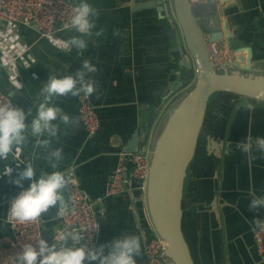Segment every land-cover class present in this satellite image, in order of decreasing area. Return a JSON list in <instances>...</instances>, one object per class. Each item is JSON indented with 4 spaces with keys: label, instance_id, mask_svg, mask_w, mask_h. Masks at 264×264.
<instances>
[{
    "label": "crops",
    "instance_id": "0c3cea01",
    "mask_svg": "<svg viewBox=\"0 0 264 264\" xmlns=\"http://www.w3.org/2000/svg\"><path fill=\"white\" fill-rule=\"evenodd\" d=\"M159 1L88 0L97 15L93 34L84 37L86 48L65 46L73 35H79L74 30L60 32L55 40H50L40 38L32 28L21 27L19 36L29 48V57L17 60L9 71L5 68L8 61L4 62L0 55V91L16 107L24 109L29 124L25 142L15 146L7 158L0 159V236L10 234L5 222L8 198L27 186V181L17 186L12 179L28 161L32 162L36 176L53 171L49 153L60 148L62 159L56 161V169L63 171L69 182H78L91 200L103 202L96 246L113 237L138 234L142 247L137 264H146L149 229L145 223L149 224V219L145 192L125 172L123 191L115 196L105 195L118 150L125 149L136 132L139 146L147 152L151 150L168 109L183 91L164 100L177 84L180 58L175 34L167 20L159 18L157 6L142 8ZM219 6L225 39L214 48L225 52L227 62L233 56L232 49L250 48L254 73L264 76V0H219ZM97 30L99 36L95 35ZM84 60L96 65V71L88 74L95 86L88 97L98 115L99 130L92 138L86 136L77 111L80 94L57 96L51 103L67 113L72 123L54 121L57 135L42 137L50 140L46 147L36 146L30 122L42 99L43 83L52 74L75 76ZM184 74L182 69V83ZM247 104L252 108L245 107ZM153 112L155 118L148 129ZM146 133V142L142 144ZM257 136L264 137V105L225 93L210 97L186 170L181 202V230L195 264H217L219 250L224 264H264L252 235L259 224L258 207H249L254 196H264V152L254 146L251 153H244L238 147L240 142ZM6 168H11V173L4 174ZM62 193L67 203L68 184ZM57 212V207H50L40 216L42 238L49 244L54 243L52 239L58 230ZM149 228L152 230L150 225ZM63 244L70 245L68 241Z\"/></svg>",
    "mask_w": 264,
    "mask_h": 264
},
{
    "label": "water",
    "instance_id": "95a60500",
    "mask_svg": "<svg viewBox=\"0 0 264 264\" xmlns=\"http://www.w3.org/2000/svg\"><path fill=\"white\" fill-rule=\"evenodd\" d=\"M155 6L159 18L166 19L175 34L180 58L177 84L164 100L182 89V69L193 73L194 83L171 110L150 152L145 189L149 224L145 225L149 229L148 240L155 234L167 242L162 258L164 264H195L181 230V202L186 170L194 155L208 101L214 94L225 93L264 105V76L254 73L248 47L232 49L233 56L230 62L221 66V71L216 70L210 60V45L214 46L225 39L220 26L219 0H204L199 5H191L188 0H161L145 4L142 8ZM227 41L228 49H231L230 38ZM155 113L150 115L148 129ZM146 137L147 133L143 136L142 144H145ZM125 152L141 155L147 152L143 146H139L138 132L126 144ZM135 183L139 188V181ZM257 213L260 223L264 217V207H258ZM216 217L220 238L217 214ZM218 258L217 264H224L222 250H219Z\"/></svg>",
    "mask_w": 264,
    "mask_h": 264
},
{
    "label": "clouds",
    "instance_id": "9594fccd",
    "mask_svg": "<svg viewBox=\"0 0 264 264\" xmlns=\"http://www.w3.org/2000/svg\"><path fill=\"white\" fill-rule=\"evenodd\" d=\"M96 9L88 0H79L74 4L68 21L63 25L65 30H74L79 35H73L66 47L82 50L87 47L85 36L93 34L95 26L94 17ZM100 35V30L95 32ZM96 71V65L88 60L82 62V67L75 76L68 74L57 76L49 75L43 83L40 94L42 99L36 106L35 115L31 117L30 133L35 138L36 146H47L48 138L57 135V124L54 121H62L64 124L72 123L67 113H62L51 101L54 97L71 94L77 96L81 92L91 95L95 86L88 74ZM248 109L251 104L245 105ZM29 124L26 112L23 108L12 104L0 106V159H5L13 152L15 146L22 145L26 140V132ZM48 137V138H42ZM264 152V137L257 136L254 140L249 137L240 142L238 147L244 153H251L253 147ZM62 159V150L56 148L49 153L53 171L42 172L36 176L32 162L25 163L18 175L12 179V183L22 186L27 181V186L22 187L18 194L11 200L7 207L9 221L27 222L36 221L42 213L50 207H57V214L63 216L67 203L62 190L69 183V177L61 170L56 169V161ZM11 168L4 169V174L11 173ZM35 177V178H34ZM249 207H264V196H254ZM80 241L83 236L80 231L71 230L61 232L57 240ZM141 237L138 234H127L113 237L96 247L75 246L56 243L49 244L44 238H40L35 245L29 243L18 254L15 264H137V256L141 253Z\"/></svg>",
    "mask_w": 264,
    "mask_h": 264
},
{
    "label": "built area",
    "instance_id": "2783aa9c",
    "mask_svg": "<svg viewBox=\"0 0 264 264\" xmlns=\"http://www.w3.org/2000/svg\"><path fill=\"white\" fill-rule=\"evenodd\" d=\"M188 2L191 5H199L204 3V0H188ZM73 6L74 4L67 0H0V55L4 62L8 61L5 68L11 71L17 60L29 57V48L22 44L19 36L21 27L34 29L40 38L55 40L60 32L66 31L63 25L68 21ZM209 53L216 70L221 71V66L227 62L224 59L225 52L216 50L213 45H210ZM9 104L15 106L11 99L0 91V106ZM77 111L86 136L92 138L100 128V121L89 97L83 92L78 97ZM149 161L148 152L141 155L127 153L123 148L119 149L117 163L109 176L105 196H115L123 191L124 176L128 166L132 179L140 183L138 189L145 192L149 176ZM17 194L18 192L10 196L6 202L5 222L10 234L0 236V264H15L18 254L26 244L35 245L42 238L40 217L36 221L23 223L8 220L7 207ZM102 211L103 202L91 200L78 182L70 181L67 208L63 216L57 217L58 230L52 241L61 245L64 241L57 240L58 234L76 230L81 232L83 239L72 241L69 238L66 241L70 245L95 247L100 233L98 220ZM252 235L259 258L264 261V217L253 230ZM166 248L165 241L153 234L152 238L145 243L146 264H164L162 258Z\"/></svg>",
    "mask_w": 264,
    "mask_h": 264
},
{
    "label": "trees",
    "instance_id": "16d2710c",
    "mask_svg": "<svg viewBox=\"0 0 264 264\" xmlns=\"http://www.w3.org/2000/svg\"><path fill=\"white\" fill-rule=\"evenodd\" d=\"M183 77H184V80H183V87L182 88L188 87L189 85H191L194 82V75L191 72L187 73V71H185V74H184ZM178 101H179V99H178ZM178 101H176V103ZM176 103L175 104L174 103L171 104V106H170L171 109L169 111V114H170L171 110L174 108V106L176 105ZM168 115H167V117H168ZM127 172H129V166L127 167Z\"/></svg>",
    "mask_w": 264,
    "mask_h": 264
},
{
    "label": "rangeland",
    "instance_id": "374dc122",
    "mask_svg": "<svg viewBox=\"0 0 264 264\" xmlns=\"http://www.w3.org/2000/svg\"><path fill=\"white\" fill-rule=\"evenodd\" d=\"M194 83V82H193ZM193 83L191 85H189L188 87H185V88H182L183 91L180 92V94L177 96L174 104L176 103V101H178V99H180V97L189 89L192 87ZM170 108L168 109V112H169ZM168 114V113H167ZM152 151V148L151 150L148 151V155H149V158H150V152ZM145 197H146V194H145Z\"/></svg>",
    "mask_w": 264,
    "mask_h": 264
},
{
    "label": "bare ground",
    "instance_id": "6f19581e",
    "mask_svg": "<svg viewBox=\"0 0 264 264\" xmlns=\"http://www.w3.org/2000/svg\"><path fill=\"white\" fill-rule=\"evenodd\" d=\"M226 48V47H225ZM166 243V245H167V242H165Z\"/></svg>",
    "mask_w": 264,
    "mask_h": 264
}]
</instances>
